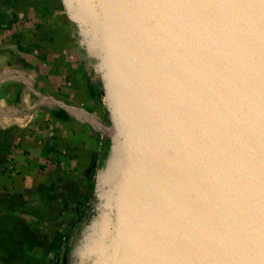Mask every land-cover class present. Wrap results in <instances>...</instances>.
<instances>
[{
  "label": "water",
  "instance_id": "95a60500",
  "mask_svg": "<svg viewBox=\"0 0 264 264\" xmlns=\"http://www.w3.org/2000/svg\"><path fill=\"white\" fill-rule=\"evenodd\" d=\"M111 122L62 264H264V0H57Z\"/></svg>",
  "mask_w": 264,
  "mask_h": 264
},
{
  "label": "crops",
  "instance_id": "0c3cea01",
  "mask_svg": "<svg viewBox=\"0 0 264 264\" xmlns=\"http://www.w3.org/2000/svg\"><path fill=\"white\" fill-rule=\"evenodd\" d=\"M110 132L56 0H0V264H61Z\"/></svg>",
  "mask_w": 264,
  "mask_h": 264
},
{
  "label": "trees",
  "instance_id": "16d2710c",
  "mask_svg": "<svg viewBox=\"0 0 264 264\" xmlns=\"http://www.w3.org/2000/svg\"><path fill=\"white\" fill-rule=\"evenodd\" d=\"M32 66H33L34 68H36V69L39 70V67H38V64H37V63H36V64L34 63ZM42 111H44V112L47 113V114L49 113V110H48L47 108H42ZM109 143H110V141L108 140V141H106V143L104 144V146H103V150H102V154L106 152ZM91 185H92V183H91ZM77 224H78V222H75V223L73 224V226L70 228V231L65 235V237L61 234L60 236H58V237L55 239V241H54V243H53V247H54V250H55V251H57L58 253H59V252L62 253V251H63V247H62V243H63V241H64V240H65V241L67 240V238L71 235V233L73 232V230H74V228L76 227ZM58 253H57V254H58Z\"/></svg>",
  "mask_w": 264,
  "mask_h": 264
},
{
  "label": "rangeland",
  "instance_id": "374dc122",
  "mask_svg": "<svg viewBox=\"0 0 264 264\" xmlns=\"http://www.w3.org/2000/svg\"><path fill=\"white\" fill-rule=\"evenodd\" d=\"M56 6H57V8L59 9V7H58V3H57V0H56ZM60 10V9H59ZM61 12V11H60ZM62 14V13H61ZM73 52L75 53V51H74V48H73ZM87 93H85V95H86ZM91 183H92V180L90 181V183H89V185H88V191H87V195H86V197L83 199V206H82V208L80 209V211H79V215H78V217H77V221H81L82 220V218L84 217V215L86 214V212H87V209H88V203H89V199H90V195H91V188H92V185H91ZM78 222V223H79ZM72 234V233H71ZM62 260H63V255L61 256V261H60V263L62 264Z\"/></svg>",
  "mask_w": 264,
  "mask_h": 264
},
{
  "label": "flooded vegetation",
  "instance_id": "af4514ba",
  "mask_svg": "<svg viewBox=\"0 0 264 264\" xmlns=\"http://www.w3.org/2000/svg\"><path fill=\"white\" fill-rule=\"evenodd\" d=\"M88 93H89V91H88ZM89 96L91 97V99L93 100V102L95 103V104H97V105H99L100 103L98 102V98H92V96H91V94L89 93ZM86 176L88 177V173L86 172ZM90 181H91V178H90ZM83 204V203H82ZM80 202H79V205H82ZM74 205V204H73ZM72 205V206H73ZM75 209H77V207H75ZM74 209V210H75ZM61 256H62V253H58V260H59V262L61 261Z\"/></svg>",
  "mask_w": 264,
  "mask_h": 264
}]
</instances>
